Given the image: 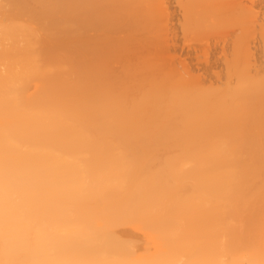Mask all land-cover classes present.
<instances>
[{
	"label": "bare ground",
	"instance_id": "1",
	"mask_svg": "<svg viewBox=\"0 0 264 264\" xmlns=\"http://www.w3.org/2000/svg\"><path fill=\"white\" fill-rule=\"evenodd\" d=\"M0 264H264V0H0Z\"/></svg>",
	"mask_w": 264,
	"mask_h": 264
},
{
	"label": "rangeland",
	"instance_id": "2",
	"mask_svg": "<svg viewBox=\"0 0 264 264\" xmlns=\"http://www.w3.org/2000/svg\"><path fill=\"white\" fill-rule=\"evenodd\" d=\"M179 31V30H178ZM177 42L176 45L180 48V54L186 61L194 67H199L203 65V61L198 57L201 54L199 50H196L194 47H189L184 40L183 34L181 31L178 32ZM212 47L210 51V63L213 66V71L217 72L221 75L226 73V65H225V58H224V48L227 49V52L230 53L231 51V44L229 43H221L220 41L213 40Z\"/></svg>",
	"mask_w": 264,
	"mask_h": 264
}]
</instances>
